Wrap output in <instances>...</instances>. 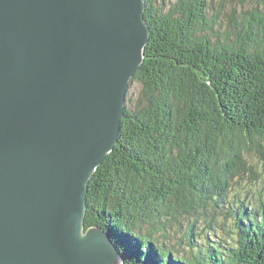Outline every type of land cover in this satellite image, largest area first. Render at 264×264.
Returning <instances> with one entry per match:
<instances>
[{"label":"trees","instance_id":"1","mask_svg":"<svg viewBox=\"0 0 264 264\" xmlns=\"http://www.w3.org/2000/svg\"><path fill=\"white\" fill-rule=\"evenodd\" d=\"M144 1L150 36L130 80L141 89L126 97L118 141L89 181L84 231L108 232L124 264H264V201L249 211L227 199L239 176H264V0L226 32L214 30L206 0L166 11ZM186 217L184 255L164 240ZM198 220L229 236L193 244Z\"/></svg>","mask_w":264,"mask_h":264},{"label":"water","instance_id":"2","mask_svg":"<svg viewBox=\"0 0 264 264\" xmlns=\"http://www.w3.org/2000/svg\"><path fill=\"white\" fill-rule=\"evenodd\" d=\"M144 0H0V264H124L86 195L150 30Z\"/></svg>","mask_w":264,"mask_h":264},{"label":"rangeland","instance_id":"3","mask_svg":"<svg viewBox=\"0 0 264 264\" xmlns=\"http://www.w3.org/2000/svg\"><path fill=\"white\" fill-rule=\"evenodd\" d=\"M174 1L175 0H156L154 4L156 5L155 7H161L166 11ZM206 2L209 6L207 15L210 19L215 20L216 25L214 26V30H219V32L230 31L231 26L235 21L238 22L244 13L251 10L253 7H256L258 3H255L254 0H206ZM209 35L212 41L217 40L214 32L209 33ZM140 89V84L137 82H129L126 97L135 99L139 95ZM248 152L249 153H246L247 160L249 163H253L256 160L255 158L257 154L254 150ZM256 169L258 172L261 170V168ZM243 178L239 176L237 183L232 184L227 192V199L231 200L234 197L241 198V200L246 202L247 205L245 207H247V210L251 211L261 200L264 201V176H261L252 182H248V179L244 180ZM220 216H224V213ZM184 219L183 227L180 229L178 227L171 228L168 234V239L164 240V243L168 248L179 250L185 255L188 253L189 245L184 236V228L187 226L188 221L193 219H191V217H186ZM202 223V221L198 220V223L195 225V229L199 228V235L197 238L192 239L193 244L203 245L205 243V238L211 242H218L220 239H226V235L229 236L226 228V232L220 227L213 228V230L200 231L203 228Z\"/></svg>","mask_w":264,"mask_h":264},{"label":"bare ground","instance_id":"4","mask_svg":"<svg viewBox=\"0 0 264 264\" xmlns=\"http://www.w3.org/2000/svg\"><path fill=\"white\" fill-rule=\"evenodd\" d=\"M143 63V62H142ZM122 120V119H121ZM120 131V130H119ZM107 157V156H106ZM88 230V229H87Z\"/></svg>","mask_w":264,"mask_h":264}]
</instances>
